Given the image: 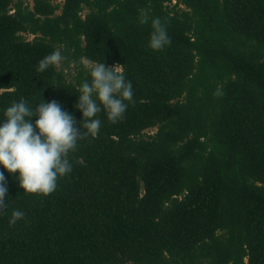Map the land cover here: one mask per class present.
Returning a JSON list of instances; mask_svg holds the SVG:
<instances>
[{
	"label": "trees",
	"instance_id": "16d2710c",
	"mask_svg": "<svg viewBox=\"0 0 264 264\" xmlns=\"http://www.w3.org/2000/svg\"><path fill=\"white\" fill-rule=\"evenodd\" d=\"M84 61L122 65L133 101L116 123L101 108L48 196L0 167V264H264V0H0V123L55 100L84 131Z\"/></svg>",
	"mask_w": 264,
	"mask_h": 264
},
{
	"label": "clouds",
	"instance_id": "9594fccd",
	"mask_svg": "<svg viewBox=\"0 0 264 264\" xmlns=\"http://www.w3.org/2000/svg\"><path fill=\"white\" fill-rule=\"evenodd\" d=\"M149 22V16L142 11L141 25ZM148 47L154 51L163 50L171 39L166 24L160 18L151 19ZM64 59L59 50L45 56L38 62L37 71L43 72L50 66H59ZM90 82L79 86L75 108L82 114V128L74 117L62 109L59 102L45 103L42 99L33 110L24 100L13 102L0 123V167L9 174H17L21 195L48 196L57 188V181L71 172L69 153L75 151L77 142L89 136L96 137L101 127L97 114L104 109L108 121L116 123L123 118L127 102L133 101L130 81H126L122 65L106 67L97 63L90 68ZM222 95L221 91L214 93ZM36 117L35 122L31 118ZM8 188L5 176L0 172V209L5 202ZM19 209L11 213L9 225L24 219Z\"/></svg>",
	"mask_w": 264,
	"mask_h": 264
},
{
	"label": "rangeland",
	"instance_id": "374dc122",
	"mask_svg": "<svg viewBox=\"0 0 264 264\" xmlns=\"http://www.w3.org/2000/svg\"><path fill=\"white\" fill-rule=\"evenodd\" d=\"M61 1L62 0H52V2L53 3H61ZM28 2H29V0H28ZM174 3V1H170L169 3H165V5H167V6H171V4H173ZM26 38L29 40L31 37H29V36H26ZM84 63L86 64V66L88 67V68H90L91 67V65L88 63V62H85L84 61ZM145 132H147V131H145ZM154 132V129H151L150 131H148V134H151V133H153Z\"/></svg>",
	"mask_w": 264,
	"mask_h": 264
}]
</instances>
